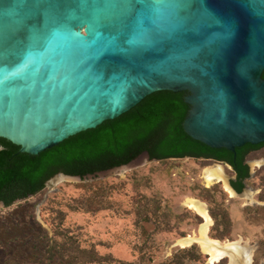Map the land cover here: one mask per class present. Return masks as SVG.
I'll list each match as a JSON object with an SVG mask.
<instances>
[{"label": "water", "instance_id": "water-1", "mask_svg": "<svg viewBox=\"0 0 264 264\" xmlns=\"http://www.w3.org/2000/svg\"><path fill=\"white\" fill-rule=\"evenodd\" d=\"M263 75L264 0H0V138L21 153H44L162 91L189 93L190 137L236 153L264 143ZM153 161L59 174L46 187Z\"/></svg>", "mask_w": 264, "mask_h": 264}, {"label": "rangeland", "instance_id": "rangeland-1", "mask_svg": "<svg viewBox=\"0 0 264 264\" xmlns=\"http://www.w3.org/2000/svg\"><path fill=\"white\" fill-rule=\"evenodd\" d=\"M249 163L254 177L242 195L231 194L223 183L206 187L203 173L216 163L193 158L153 161L100 180L48 186L34 197L0 209V264H46L58 232L67 233L84 250L123 264L180 263L187 259L179 252L185 249L180 240L200 237L205 223L189 210L187 199L206 204L212 240L241 241L254 249L250 264H264V147L249 157ZM221 166L228 183L233 172ZM214 187L230 215L231 237L225 241L212 237L216 221L202 197L203 189ZM142 202L156 206L159 213L141 219ZM229 262L226 258L225 264ZM205 264H210L209 259Z\"/></svg>", "mask_w": 264, "mask_h": 264}, {"label": "trees", "instance_id": "trees-1", "mask_svg": "<svg viewBox=\"0 0 264 264\" xmlns=\"http://www.w3.org/2000/svg\"><path fill=\"white\" fill-rule=\"evenodd\" d=\"M187 96L188 92L154 93L121 117L73 136L37 156L21 153L19 146L0 138V203L11 207L42 193L47 182L58 174L85 179L128 166L144 154L159 162L204 157L230 164L236 156L235 171L239 181L234 185L241 194L246 188L244 181L249 177V167L243 166L242 162L251 152L263 148L264 143L248 144L233 153L212 149L194 140L183 126L191 110L186 103ZM203 190L202 197L210 204V213L216 221L211 235L225 241L231 237L232 228L228 209L222 199L219 200L218 187ZM142 199L146 200L144 196ZM151 213H159L158 208L142 202L138 212L140 218L150 219ZM56 237L48 248L46 264H123L111 256H101L95 250L80 248L67 233L58 232ZM60 237L63 241H58ZM179 252L187 259L176 264H185V261L205 264L209 259L197 245ZM225 261L226 258L218 264H225Z\"/></svg>", "mask_w": 264, "mask_h": 264}, {"label": "bare ground", "instance_id": "bare-ground-1", "mask_svg": "<svg viewBox=\"0 0 264 264\" xmlns=\"http://www.w3.org/2000/svg\"><path fill=\"white\" fill-rule=\"evenodd\" d=\"M202 179L208 188L215 184L223 183L226 189H228L231 194H234V192L228 186L225 169L221 165L216 164L206 168ZM186 206L189 208V210L202 216L205 220V223L201 226L200 237L188 236L187 238L180 240L179 245L182 248H189L195 244H198L202 251L208 255V257L210 256V264H218L225 258L229 259V264H250L252 262L254 249L242 244L241 241L220 243L218 241L212 240L208 236L212 219L206 204L195 199H187Z\"/></svg>", "mask_w": 264, "mask_h": 264}, {"label": "flooded vegetation", "instance_id": "flooded-vegetation-1", "mask_svg": "<svg viewBox=\"0 0 264 264\" xmlns=\"http://www.w3.org/2000/svg\"><path fill=\"white\" fill-rule=\"evenodd\" d=\"M245 147V146H244ZM260 150V149H259ZM259 150H255L253 152H251L246 158L245 160L242 162V165L243 166H247L249 167V177L245 179L244 183L246 184V188L243 190V192L247 189V185L248 183L253 179L254 177V174L253 172L251 171V167H250V163H249V157L259 151ZM201 160H204V161H208V162H213V163H217V162H220V161H216L214 160L213 158H200ZM223 165L226 166L227 168H229L232 172H233V176L230 178V185L231 187L236 191L237 194H239L236 190V187L234 185V183H238L239 179H238V173L235 171V165H238V158L235 156V159H233V164H230V162H224L222 161ZM246 170V169H245ZM59 175V174H58ZM56 177V176H55ZM48 183V182H47ZM243 192L239 195H242Z\"/></svg>", "mask_w": 264, "mask_h": 264}]
</instances>
